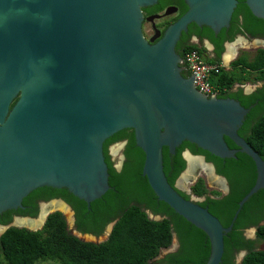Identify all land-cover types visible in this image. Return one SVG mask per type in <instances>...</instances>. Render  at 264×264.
Instances as JSON below:
<instances>
[{
  "label": "water",
  "instance_id": "95a60500",
  "mask_svg": "<svg viewBox=\"0 0 264 264\" xmlns=\"http://www.w3.org/2000/svg\"><path fill=\"white\" fill-rule=\"evenodd\" d=\"M157 1L0 0V212L18 208L45 185L66 187L88 204L98 199L110 188L104 142L133 128L152 189L208 234L212 248L206 264H220L225 234L244 203L264 188V159L238 133L250 108L202 93L194 84L196 74H183L176 46L191 23L214 31L229 26L238 0H185L187 11L162 34L155 21L177 10L169 6L146 17L155 31L148 40L142 7ZM246 3L264 19V0ZM225 136L239 148H231ZM184 141L222 158L246 152L255 161L257 181L229 226L169 182L163 149L175 154ZM124 144L114 143L112 150ZM184 157L181 179L198 180L197 162L214 173L203 157L189 150ZM78 235L101 242L94 234Z\"/></svg>",
  "mask_w": 264,
  "mask_h": 264
},
{
  "label": "trees",
  "instance_id": "16d2710c",
  "mask_svg": "<svg viewBox=\"0 0 264 264\" xmlns=\"http://www.w3.org/2000/svg\"><path fill=\"white\" fill-rule=\"evenodd\" d=\"M171 3L180 5V15L188 9L184 0H159L157 4L143 9L148 14L160 12ZM240 15L245 18L247 32L264 36V19L252 12L246 0H238L232 16L230 38L243 31L238 24ZM205 27L203 33L213 38L211 28ZM226 30H223V34ZM192 32L201 33L199 25L191 23L189 32L182 33L176 46V51L183 59L192 50L197 49L201 54L205 51L197 43H189L188 35ZM206 59L211 63H220L219 57ZM233 64L232 70L221 67L219 72L214 71L211 82L219 89L221 96L235 98L250 108L239 134L264 159V86L250 94H244L242 89L233 91L235 84L264 82V48L259 49L252 58L244 54ZM181 65L183 74L190 76V71ZM225 138L231 148H239L231 138ZM121 141H126L123 150L125 160L122 169L118 170L111 160L109 147ZM187 148L194 154L205 155L207 161L213 162L217 173L229 180L231 189L223 195L219 190L210 189L203 177L191 186V193L176 189L187 199L198 198L200 205L208 207L225 227L229 226L240 201L257 181L255 161L242 151H238L235 157L222 158L189 141H184L175 154H171L165 146L164 170L174 187L177 178L187 167L183 157ZM104 155L109 167L110 188L101 197L88 204L67 188L55 189L53 193L64 196L73 205L77 228L83 233L99 236L109 223L117 220L109 238L100 243L81 239L69 231L65 215L57 211L48 217L41 230L14 226L8 228L0 237L3 251L0 252V264H37L48 260L58 264H155L153 261L160 256L162 249L172 245L175 237L180 243L179 249L165 254L157 260L158 263L206 264L212 248L208 234L158 198L143 173L145 152L137 145L134 129L125 128L107 138ZM13 211L16 210L9 209L0 214V222L7 223ZM148 211L164 218L152 219ZM250 227L257 228V239L245 235V230ZM259 240L264 241V188L244 203L232 230L225 234V250L220 264H237V254L244 250L247 253L240 264H264V249L256 245Z\"/></svg>",
  "mask_w": 264,
  "mask_h": 264
},
{
  "label": "flooded vegetation",
  "instance_id": "af4514ba",
  "mask_svg": "<svg viewBox=\"0 0 264 264\" xmlns=\"http://www.w3.org/2000/svg\"><path fill=\"white\" fill-rule=\"evenodd\" d=\"M158 2H159V0L157 1V3ZM157 3H155V4H157ZM155 4H153V5H155ZM148 6H151V5H148ZM148 6H145V7H148ZM169 6H175V7H177V10L175 12H173L172 14H170V15H166V16L163 15L162 17L156 19V21L157 20H161V21H159V22L155 21L156 26L159 29H161L162 34H163L164 30L171 23L175 22L179 17H181L185 13L184 12L183 14L180 15V5H178V4L171 3V4H168L166 6V8L169 7ZM142 8H144V7H142ZM166 8L163 11L149 13V14L146 13V11H144V9H143V12H144V15H145V21L143 22V33H144L145 37L148 40H151V38L155 34V31H154V28H153V23L148 21L146 19V17H148L150 15L157 14V13L163 14V12L166 10ZM167 17H169V18L167 19ZM175 17H177L176 20H173ZM231 21H232V19H231ZM148 22L151 24V27H150L149 30H146L145 26H146V23H148ZM245 22L246 21H245V18L243 17V15H240L238 24L241 25V27L243 28V31H241L239 33H236L234 35V37H232V38H230V36H231V32H230L231 22H230L229 26L222 27L218 31H214L211 27H209L213 31V38L214 39L212 37H210L209 35H206V34L203 33L204 30L206 29L205 26H199V28L201 30V33L192 32V33H190L188 35V39L187 40L189 41V43H197L199 45V47L204 48L205 51L202 54L205 56V58L206 57H219L220 58V63L223 65V67H225L228 70H232V69H234V64L233 63L237 59H239L241 56H243L244 54L247 53L246 50H245L246 47L243 46V42H245L247 40L252 42L251 45L256 50V52L259 49L264 48V44L258 45V43H256L258 40L259 41L260 40H264V36H260L259 37L258 35H253V34L247 32V29H245V27H244ZM224 29H227L226 30L227 32H225V34H223L224 33L223 32ZM185 32L186 33L189 32V28H188V31H185ZM181 36H182V34H181ZM158 40L159 39H156L155 42L158 41ZM218 45H220V46H218ZM220 47H222V48H220ZM225 54H229V55H225ZM181 64H182V61H181ZM248 83L235 84L234 88H233V91L236 92V91H239L240 89H242L244 94H250V93L256 91L259 87L264 86V82L263 81L257 82L255 84V86H246V84H248ZM207 96L212 97L213 95H207ZM214 96L218 97V98H232V97H223L219 93H217ZM233 99H235V98H233ZM246 116H245V119H246ZM245 119H244V122H245ZM244 122H243V124H244ZM243 124L241 126H239L238 133H239L240 128H242ZM121 142H125V144H124V147H125L126 141H121ZM117 143H119V142H117ZM123 150H124V148H123ZM186 150L191 151L190 149L187 148V149L184 150V152ZM184 152H183V157H184ZM191 153L194 154L192 151H191ZM109 154H110L111 160L113 161V163L116 166V168L118 170H121L122 167H123L124 160H125L124 153H123L124 159L121 158L122 160H118L119 164L116 163L117 161L114 158V153L111 150V145L109 147ZM194 155L201 156V157H203L205 159L206 163H211L212 164L214 173L212 175L210 173H208L209 168L207 167V170L205 172L206 176H208V179L211 180L214 184L219 186V188H217V189L215 188L216 190H219L223 195L228 194L230 192V189H231V185H230L229 180L225 176L219 175L217 173L215 164L213 162L207 161V158H206L205 155H203V154H194ZM186 162H187V160H186ZM196 167H199L198 169H200V167H201L200 165H198V162L196 164ZM181 174H180V176H181ZM180 176L177 178V180L175 182V187L177 189H179V190L186 191L187 193H191V186L193 184L192 183L190 184L189 189H185L183 187V185H184L183 182L186 179L179 180ZM204 179H205V181L207 183V180H206L207 178H204ZM44 188H46V189L44 190ZM51 188H53V189H51ZM64 188H66V187L59 188V187H53V186L45 185V186H41V187H38V188L32 190L28 195H26L23 198L21 206H19L18 208L13 209V210H16V211H13L11 213V219L7 223L0 222V237L3 235V233H5V231L8 228L13 227V226L14 227H19V228L25 227V228H27L29 230H33V231L41 230V229L44 228L48 217L52 213L57 212V211L62 212L65 215L66 219H67V216H66V214H65V212L63 210H66V211L72 213V223H73L74 231H76L77 234L78 233H83V232L79 231L78 228H77V225H76V222H77L76 211H75L73 205L69 201H67V199L64 196L54 195V193H53L55 189L61 190V189H64ZM210 189H214V188H210ZM32 192H34V193H32ZM19 209H21V211L18 212ZM4 212L5 211H2V212H0V214H4ZM113 222H111V223H113ZM111 223H109L106 226L104 232L101 235L98 236L99 238L101 236H107L106 240L109 238V235H110L109 234V227H110ZM251 228H255V230L253 232L254 236L250 232L249 233L247 232V230L251 229ZM256 232H257V228L256 227H250V228H247L245 230V235L247 236V238L257 239ZM79 237L82 239V236H79ZM262 243H263V240H259V241H257L256 245L260 248ZM1 247H2V245H1V242H0V252H3ZM170 247L166 248V249H168L167 253L177 251L179 249V247H180V243H179L178 239H177V245L174 248H170ZM241 252H245V250L241 251ZM239 254H237V258H236L237 264H240L241 260L244 257V256H242L241 259H239Z\"/></svg>",
  "mask_w": 264,
  "mask_h": 264
},
{
  "label": "rangeland",
  "instance_id": "374dc122",
  "mask_svg": "<svg viewBox=\"0 0 264 264\" xmlns=\"http://www.w3.org/2000/svg\"><path fill=\"white\" fill-rule=\"evenodd\" d=\"M169 17H167V19H168ZM166 19V20H167ZM159 21H161V20H157L156 22H159ZM150 27H151V24L148 22V23H146V26H145V28H146V30H149L150 29ZM239 43V42H238ZM252 42H250V41H245V42H243V46H245L246 47V54L250 57V58H252L253 56H255V52H256V50L252 47ZM255 46V45H254ZM238 48V47H237ZM225 55H229V54H225ZM226 57V56H225ZM257 82H249L248 84H246V86H255V84H256ZM113 145V144H112ZM112 145H111V150H112ZM123 148H124V145H122V146H119V147H117L116 149H115V151H113L112 150V152L114 153V158H115V160L117 161H115L116 163H118L119 164V162H118V160H122L121 158H122V156H123ZM201 164V165H200ZM196 165V164H195ZM198 165H200L201 167H200V169H198V172L200 171V173H199V177H204V178H207L206 180H207V184H208V186L210 187V188H219V186L218 185H216V184H214L211 180H209L208 179V176H206V174H205V172H206V170H207V167H205L201 162H199L198 163ZM209 173V172H208ZM194 175V174H193ZM216 176V175H215ZM217 177V176H216ZM179 180H182L181 178L179 179ZM184 185H183V187L185 188V189H189V187H190V184H191V181L189 180V179H186L184 182ZM60 207V206H59ZM64 212H65V214H66V216H67V222H68V227H69V230L73 233V234H75V235H78L77 233H76V231H74V229H73V223H72V213L71 212H68V211H66V210H63ZM254 230H255V228H251V229H248L247 230V232L249 233H251L253 236H254V234H253V232H254ZM78 236H80V235H78ZM83 237V236H82ZM106 237L107 236H101L100 238H99V240L100 241H103V240H105L106 239ZM87 240H89V241H94L95 240V238H92V237H89V238H86ZM177 245V238L175 237L174 238V240H173V243H172V245H171V247L170 248H174L175 246ZM260 248L261 249H264V241H263V243H262V245L260 246ZM167 251H168V249H162V251H161V254H160V256L157 258V259H155V261H153L155 264H160V263H158L157 262V260L159 259V258H161V257H163V256H165V254L167 253ZM244 254V252H241L240 254H239V259H241V257H242V255ZM37 264H58L57 262H55V261H52V260H48V261H40V262H38Z\"/></svg>",
  "mask_w": 264,
  "mask_h": 264
},
{
  "label": "built area",
  "instance_id": "2783aa9c",
  "mask_svg": "<svg viewBox=\"0 0 264 264\" xmlns=\"http://www.w3.org/2000/svg\"><path fill=\"white\" fill-rule=\"evenodd\" d=\"M182 60L186 69L191 74L192 72L196 74L194 84L202 93L214 96L220 92L211 82V75L214 71H220V68L223 67L221 63L208 62L197 49L188 52Z\"/></svg>",
  "mask_w": 264,
  "mask_h": 264
},
{
  "label": "clouds",
  "instance_id": "9594fccd",
  "mask_svg": "<svg viewBox=\"0 0 264 264\" xmlns=\"http://www.w3.org/2000/svg\"><path fill=\"white\" fill-rule=\"evenodd\" d=\"M113 228H114V227H113ZM111 233H112V232H111ZM111 233H110V234H111ZM109 236H110V235H109ZM106 238H107V237H106ZM105 240H106V239H105ZM103 241H104V240H103ZM103 241H101V242H103ZM93 242H94V241H93ZM97 243H100V242H97Z\"/></svg>",
  "mask_w": 264,
  "mask_h": 264
},
{
  "label": "bare ground",
  "instance_id": "6f19581e",
  "mask_svg": "<svg viewBox=\"0 0 264 264\" xmlns=\"http://www.w3.org/2000/svg\"><path fill=\"white\" fill-rule=\"evenodd\" d=\"M256 42V41H255ZM254 43V42H253ZM201 165V164H200ZM199 168V167H198ZM28 220V219H27ZM24 224V223H23ZM34 228V227H33Z\"/></svg>",
  "mask_w": 264,
  "mask_h": 264
}]
</instances>
